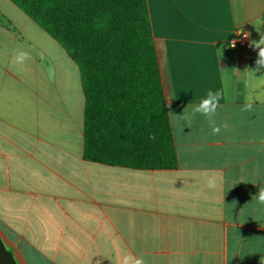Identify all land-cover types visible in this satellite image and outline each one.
I'll return each mask as SVG.
<instances>
[{
  "label": "crops",
  "instance_id": "crops-1",
  "mask_svg": "<svg viewBox=\"0 0 264 264\" xmlns=\"http://www.w3.org/2000/svg\"><path fill=\"white\" fill-rule=\"evenodd\" d=\"M147 1L168 113L223 94L219 135L204 116L175 128L169 116L175 168L84 158L78 64L0 0V234L20 264H120L124 254L145 264H264V204L253 200L264 187V68L255 71L252 46L264 36L254 25L264 0ZM18 47L32 57L24 69L11 62ZM247 102L251 112L241 110ZM209 175L223 180L215 191Z\"/></svg>",
  "mask_w": 264,
  "mask_h": 264
},
{
  "label": "trees",
  "instance_id": "trees-1",
  "mask_svg": "<svg viewBox=\"0 0 264 264\" xmlns=\"http://www.w3.org/2000/svg\"><path fill=\"white\" fill-rule=\"evenodd\" d=\"M12 1L79 66L84 158L140 169L177 167L148 1Z\"/></svg>",
  "mask_w": 264,
  "mask_h": 264
},
{
  "label": "clouds",
  "instance_id": "clouds-1",
  "mask_svg": "<svg viewBox=\"0 0 264 264\" xmlns=\"http://www.w3.org/2000/svg\"><path fill=\"white\" fill-rule=\"evenodd\" d=\"M255 27L257 31L260 30V26L264 25V19H258L255 22ZM234 46V43H233ZM254 48L259 49L258 51V59L256 60V69L255 71H260L261 68H264V36L258 42H253L252 45ZM32 59L29 52L22 50L21 48H16L13 51L11 62L19 66L21 69L26 68L27 62ZM250 75H255L254 71H247ZM223 99V94L220 90H209L205 97L198 98V102L191 106V111L189 112L188 107L184 110L183 114L180 116H176L173 113L169 112L168 115L171 117L173 121V127L177 126L178 121H184L187 123H191L198 116H204L207 118L209 126L211 127L212 135H219L221 133V126H217L216 121L214 119L217 108L220 104V101ZM242 111L251 112L253 110V105L251 102H247L243 105ZM223 127H227V125H223ZM183 128H181V131ZM149 139H155V134L149 136ZM223 183L222 178L218 180L215 175H209L206 177L205 187L208 190L215 191L220 184ZM259 204H264V187L259 189L258 195L253 197ZM120 264H145L143 257H136L131 254H124L120 258Z\"/></svg>",
  "mask_w": 264,
  "mask_h": 264
},
{
  "label": "water",
  "instance_id": "water-1",
  "mask_svg": "<svg viewBox=\"0 0 264 264\" xmlns=\"http://www.w3.org/2000/svg\"><path fill=\"white\" fill-rule=\"evenodd\" d=\"M0 264H20L14 255L13 251L9 249L0 234Z\"/></svg>",
  "mask_w": 264,
  "mask_h": 264
},
{
  "label": "built area",
  "instance_id": "built-area-1",
  "mask_svg": "<svg viewBox=\"0 0 264 264\" xmlns=\"http://www.w3.org/2000/svg\"><path fill=\"white\" fill-rule=\"evenodd\" d=\"M250 40V32L247 28L241 27L238 29V36H237V45L239 47H244L248 44Z\"/></svg>",
  "mask_w": 264,
  "mask_h": 264
}]
</instances>
